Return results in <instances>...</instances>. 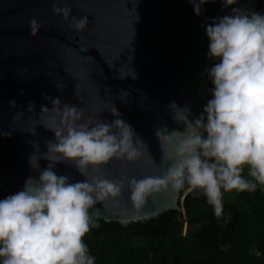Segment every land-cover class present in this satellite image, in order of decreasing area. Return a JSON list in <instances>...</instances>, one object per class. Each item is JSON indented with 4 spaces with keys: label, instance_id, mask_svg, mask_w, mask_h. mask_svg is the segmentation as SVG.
I'll use <instances>...</instances> for the list:
<instances>
[{
    "label": "water",
    "instance_id": "obj_1",
    "mask_svg": "<svg viewBox=\"0 0 264 264\" xmlns=\"http://www.w3.org/2000/svg\"><path fill=\"white\" fill-rule=\"evenodd\" d=\"M54 3L71 8L68 19L53 12ZM256 5L257 0H237L226 7L223 0H210L197 16L188 0H0V191L14 194L26 178L39 175L29 157L34 145L40 155L54 141L48 129L59 123L61 114L54 109L64 104L83 109L78 123L89 118L111 122L114 106L146 145L134 161L113 159L90 168L89 179L162 175L156 131L183 130L168 105L187 106L195 119L211 99L207 70L214 61L207 56L205 26L233 8L256 11ZM84 16L88 25L74 29L73 17ZM32 19L41 25L34 35ZM55 99L61 104L54 105ZM47 164L41 159L40 169ZM55 171L71 182L85 179L66 163ZM129 196L125 181L119 197L96 205L98 219L127 228L175 211L187 231L179 192H153L140 207Z\"/></svg>",
    "mask_w": 264,
    "mask_h": 264
},
{
    "label": "clouds",
    "instance_id": "obj_2",
    "mask_svg": "<svg viewBox=\"0 0 264 264\" xmlns=\"http://www.w3.org/2000/svg\"><path fill=\"white\" fill-rule=\"evenodd\" d=\"M188 2L199 16L210 0ZM236 3L223 0L226 7ZM71 11L53 4V12L64 19ZM87 25L86 16L73 17L74 29L82 31ZM30 26L34 35L41 25L32 19ZM205 36L207 56L214 61L207 70L211 99L195 119H190L187 106L168 105L183 130L156 131L165 165L162 175L125 176L115 182L102 176L89 179L90 168L113 159L134 161L146 145L114 106L111 122L97 119L95 123L91 118L78 123L84 112L77 106L54 109L61 114L59 123L48 129L54 141L47 142V151L40 155L34 145L29 157L30 168L39 175L29 176L22 190L0 199V264H95L84 238L99 227L96 205L119 197L125 181L136 207L153 192L187 187L203 194L217 219L224 213V193L264 187V14L233 8L231 14L207 24ZM52 103L61 104L59 99ZM41 159L48 161L42 170ZM60 163L71 165L85 179L71 182L69 175H58L55 166ZM245 168L248 178L243 175Z\"/></svg>",
    "mask_w": 264,
    "mask_h": 264
},
{
    "label": "trees",
    "instance_id": "obj_3",
    "mask_svg": "<svg viewBox=\"0 0 264 264\" xmlns=\"http://www.w3.org/2000/svg\"><path fill=\"white\" fill-rule=\"evenodd\" d=\"M258 5L264 9V0ZM179 194L186 233L175 211L127 228L98 219L84 238L95 264H264V187L238 193L234 203L223 196L219 219L201 192ZM8 195L0 191V199Z\"/></svg>",
    "mask_w": 264,
    "mask_h": 264
},
{
    "label": "rangeland",
    "instance_id": "obj_4",
    "mask_svg": "<svg viewBox=\"0 0 264 264\" xmlns=\"http://www.w3.org/2000/svg\"><path fill=\"white\" fill-rule=\"evenodd\" d=\"M258 4H259V0H257V5H256L257 10H256V12L261 13V11H262V10L264 11V9L259 10V5H258ZM237 195H238L237 192L224 193V198H225L228 202H230V203H234L235 200H236V198H237ZM184 233H186V232H184Z\"/></svg>",
    "mask_w": 264,
    "mask_h": 264
},
{
    "label": "built area",
    "instance_id": "obj_5",
    "mask_svg": "<svg viewBox=\"0 0 264 264\" xmlns=\"http://www.w3.org/2000/svg\"><path fill=\"white\" fill-rule=\"evenodd\" d=\"M259 10H261V9H259ZM261 14H264V11L263 10L261 11Z\"/></svg>",
    "mask_w": 264,
    "mask_h": 264
}]
</instances>
